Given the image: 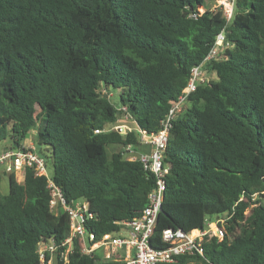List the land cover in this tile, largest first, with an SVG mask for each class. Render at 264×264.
Listing matches in <instances>:
<instances>
[{
    "label": "trees",
    "instance_id": "obj_1",
    "mask_svg": "<svg viewBox=\"0 0 264 264\" xmlns=\"http://www.w3.org/2000/svg\"><path fill=\"white\" fill-rule=\"evenodd\" d=\"M215 1L0 0V141L22 149L35 130L66 202H87L86 230L118 232L148 205L155 177L125 157L123 149L139 145L136 133L114 127L125 118L157 133L226 28L224 59L207 66L209 81L171 123L162 156L170 171L150 245L162 249L166 229L202 230L206 218L234 212L227 223L241 226L238 236L206 240L203 258L176 264H264V202L241 225L251 196L261 202L264 189V0H235L228 26L220 13H198ZM111 145L122 150L109 154ZM7 176L0 264H39V242L66 239L68 218L50 213L44 176L27 169L21 184ZM57 264L122 263L82 256L75 244Z\"/></svg>",
    "mask_w": 264,
    "mask_h": 264
},
{
    "label": "built area",
    "instance_id": "obj_2",
    "mask_svg": "<svg viewBox=\"0 0 264 264\" xmlns=\"http://www.w3.org/2000/svg\"><path fill=\"white\" fill-rule=\"evenodd\" d=\"M235 0H217L207 2L205 8L198 9L202 14L205 10L211 13H220L228 26L234 14ZM230 48V43L226 38V28L222 29L215 37L210 50L204 57L200 65L191 69V77L182 90L176 102L171 108L164 121L161 122V129L155 134H146L139 131L140 142L151 147V153L138 156L146 171L155 177V188L148 195V205L140 215L130 221L118 224L119 231L115 233L103 234L99 237L89 233L85 224L88 218V204L81 200L67 203L61 190L50 179L46 165L34 148H22L0 152V167L7 175H22L24 180L25 171L31 169L35 176L46 178V189L49 194L48 209L55 217L64 213L68 218V236L62 242H55L52 238L41 240L37 247L39 264L67 263L69 255H72L74 245L77 244L82 256L100 261H110L122 264H176L178 258L182 256L203 258L202 244L211 238L219 241L227 238L231 242L239 234V225H233L229 230L228 221L234 215L224 213L213 219L204 220L202 230H192L183 232L181 230L166 229L161 233L160 242L164 245L162 249L155 250L150 245L153 239L157 217L160 212L165 190V178L169 174L170 166L163 163V151L166 147L169 130L172 121L182 112L186 99L192 93L197 84L206 83L209 78L205 76L208 65L217 63L224 59L226 50ZM213 73L211 72L210 77ZM114 129L120 130L119 126ZM99 131H95L98 134ZM136 160V159H133ZM261 202H257L258 194H253L250 203L243 212V221L250 215L251 210L264 202V189L260 192ZM241 197L237 203L241 202ZM237 227V228H236ZM229 230V231H228ZM236 230V231H234ZM195 264V263H190Z\"/></svg>",
    "mask_w": 264,
    "mask_h": 264
},
{
    "label": "rangeland",
    "instance_id": "obj_3",
    "mask_svg": "<svg viewBox=\"0 0 264 264\" xmlns=\"http://www.w3.org/2000/svg\"><path fill=\"white\" fill-rule=\"evenodd\" d=\"M211 76L214 79V74H212ZM112 93L113 94H111L110 97L113 100V102H116V99H117L116 93L115 92H112ZM119 122H120L119 124H123L122 126H119L120 128L121 127L126 128V129H124L123 132L120 131L119 132L120 134L124 135L127 132V129H130L131 131L135 132V129H136L135 126L129 120L124 118L123 120H120ZM122 128L120 130H123ZM138 141L140 142V139ZM21 144L23 145L24 148H28V147L34 148L35 151L37 152V154L39 156H42L43 158L45 155H47V151L45 150V148H43V147L40 148L35 144V130L30 131L28 138L24 142H22ZM13 147H14V145L8 137L5 140L0 141V152L8 151V150H14ZM121 150H122V147L118 146V145H111L107 148V151L109 154L115 153V152H120ZM137 158H138V156L136 158L133 157V159H137ZM47 171H48L47 173L50 174V168H48ZM0 174H1L0 194L1 195H7V193H8V176L6 174H3V168H1V167H0ZM21 176L20 175L15 176L16 181L19 184L23 183ZM77 202L80 204L82 203L81 200H78ZM241 225H242V223H241ZM239 227H241V226H239ZM234 231H236V230H234Z\"/></svg>",
    "mask_w": 264,
    "mask_h": 264
},
{
    "label": "crops",
    "instance_id": "obj_4",
    "mask_svg": "<svg viewBox=\"0 0 264 264\" xmlns=\"http://www.w3.org/2000/svg\"><path fill=\"white\" fill-rule=\"evenodd\" d=\"M120 122L117 123V126H122L123 124H119ZM122 128V127H121ZM123 130H119V132H123L124 129L126 128H122ZM127 132H133L130 129H127ZM137 135V139L139 140L140 136H139V131L137 129H135V132ZM126 134V133H125ZM124 134V135H125ZM125 152V157L128 158L129 160H133V157L136 158L137 156L141 155V154H149L151 153V148L149 146L143 145L141 142H139L138 146H131V147H127L126 149H123Z\"/></svg>",
    "mask_w": 264,
    "mask_h": 264
},
{
    "label": "water",
    "instance_id": "obj_5",
    "mask_svg": "<svg viewBox=\"0 0 264 264\" xmlns=\"http://www.w3.org/2000/svg\"><path fill=\"white\" fill-rule=\"evenodd\" d=\"M118 131V130H117ZM119 132V131H118Z\"/></svg>",
    "mask_w": 264,
    "mask_h": 264
}]
</instances>
